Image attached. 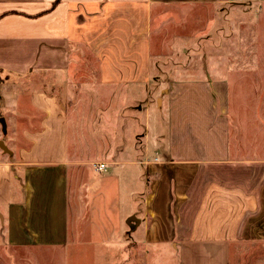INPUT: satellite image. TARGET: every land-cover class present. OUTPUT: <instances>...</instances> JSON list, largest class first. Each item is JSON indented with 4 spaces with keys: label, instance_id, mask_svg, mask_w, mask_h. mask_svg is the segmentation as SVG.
Returning <instances> with one entry per match:
<instances>
[{
    "label": "crops",
    "instance_id": "1",
    "mask_svg": "<svg viewBox=\"0 0 264 264\" xmlns=\"http://www.w3.org/2000/svg\"><path fill=\"white\" fill-rule=\"evenodd\" d=\"M173 10L198 19L209 12V38L224 28V63L213 56L208 78L162 85V128L130 138H145L143 149L120 146L103 162L89 156L99 152L90 126L97 124L91 110L105 104L100 94L145 99L151 111L153 28ZM238 43H264V0H0L3 74L48 76L61 92L6 83L0 92L16 139L0 151L6 248L48 252L53 264H115L121 237L131 236L132 252L155 247L171 264H231L241 243L264 245V46L234 52ZM92 63L96 83L82 93L97 100L65 104L62 78L86 75ZM100 163L112 172H97ZM124 205L130 235L119 236ZM141 228L143 239L132 238Z\"/></svg>",
    "mask_w": 264,
    "mask_h": 264
},
{
    "label": "rangeland",
    "instance_id": "2",
    "mask_svg": "<svg viewBox=\"0 0 264 264\" xmlns=\"http://www.w3.org/2000/svg\"><path fill=\"white\" fill-rule=\"evenodd\" d=\"M205 13L204 19H198L197 13H181L173 10L172 13H169L170 17L168 19L158 21L159 26H161V24L162 26L159 28L154 27L152 35V59L154 63L151 89L155 91L150 94L151 111L147 114L144 110L146 104L145 99H143L144 101H138L128 95L125 96L124 100L123 96L126 95L124 93L112 94L106 92L100 94L103 96L102 101H104L105 104H100L98 108L95 106V109L93 108V110H91L92 116L97 124L95 123L90 126V130H92L98 139L94 142L99 152L97 153L94 151V153H91L89 156L98 155L99 161L103 162L111 159L113 157L112 154H114L115 151L117 152V150L120 149V146L125 147V145L128 144L127 146L129 147L132 146V144L135 146L134 144L139 143L140 145H138V147L142 146L143 149L146 144L145 138H139V140H135L134 143L133 141H130V138L133 134L134 136L136 134H145L146 131L150 132L153 136L156 131H159L160 127L162 128L160 110L165 108L164 102L167 99L165 92L161 91L163 88L162 85L170 80L208 78L209 65L213 56L221 58L220 60H222V64L224 63L223 56L226 53L224 28L219 30L216 39H210V29L208 28L209 12ZM261 46H264V43ZM261 46L259 44L257 48ZM257 48L256 45H240L239 43L233 45L234 52L257 51ZM91 69L87 70L86 75H79L80 77H73L72 79L62 78L61 81L68 85V92L66 93L67 97L65 96L64 99L65 104H78L82 101L90 103L97 100L96 93H82L83 85L86 86L94 84V82L96 83L93 63ZM3 73L4 72L1 70L0 79H2V81L0 82V92L5 85L4 83H6L11 87L14 85H20L21 88L29 90L43 85L47 87L48 91H54L59 96L61 95V92L57 87L48 84L49 81L54 82V80L48 76L42 77L41 80H39V76L18 80V78H9V76H5ZM40 81L47 84L40 83ZM260 81H264V77L260 78ZM260 97L264 98V94H260ZM121 100H124L125 104L122 105L121 102V108L116 107L115 110H113L112 102H120ZM22 101H24V99H22ZM141 105L144 106L143 110L139 108ZM7 107V101H0V140L11 145L16 143V139L14 140L13 136L10 135L11 129L9 131L7 128L6 130H3V125L1 124V119L5 120L6 116L9 121L12 119V116L9 115L11 113L8 112ZM131 115L136 118L131 119ZM119 116H121L120 120L116 118ZM260 116L264 117V107H260ZM103 117L104 119H102ZM103 120L108 123L103 125ZM114 121L123 122L124 124L126 122L124 132L122 129L124 124L122 123L121 126L114 125ZM263 127L264 126H262V128ZM120 132H122L123 135L125 134L127 140H118ZM72 135L74 137L73 132ZM75 147L76 142L72 139L71 150L74 151ZM0 151L3 152L2 148H0ZM106 168L111 169L112 172V168L114 167L106 166ZM94 169L97 172H100L97 169V164L94 165ZM136 185L138 189L142 187V183L138 176ZM89 190L90 189H88V191ZM90 194L91 191L88 195ZM125 195L127 197V194ZM123 199L125 203L127 201L125 196ZM138 201L139 199H137V202ZM128 204H130V200H128ZM120 208L119 213L122 215V220L121 223L119 222V236L122 235V233L126 234L127 232L130 235L129 227L125 224V221H123V209H130L131 207L124 205L120 206ZM5 233V226L3 223H0V264H53V262H50L48 259V252H14L12 249H7L6 247L8 245ZM140 233V236L143 239V228L132 234V238L137 237ZM121 239L123 243V245H120L122 250L120 256L122 260H118L119 262L117 261L115 264H171V262L160 259L155 247H145L143 245L139 247L138 253H134L132 250L135 248L131 243V236L130 238L128 236L121 237ZM128 246H130V248H124ZM58 264H60L59 260ZM231 264H264V245L241 243L238 247L233 248L232 250Z\"/></svg>",
    "mask_w": 264,
    "mask_h": 264
},
{
    "label": "water",
    "instance_id": "3",
    "mask_svg": "<svg viewBox=\"0 0 264 264\" xmlns=\"http://www.w3.org/2000/svg\"><path fill=\"white\" fill-rule=\"evenodd\" d=\"M1 124L3 125V130H6V122L4 119H1ZM0 148H2L4 152H10L9 149L5 146L4 142H0ZM132 219L136 220L135 218H132ZM136 221L139 222V220H136Z\"/></svg>",
    "mask_w": 264,
    "mask_h": 264
},
{
    "label": "built area",
    "instance_id": "4",
    "mask_svg": "<svg viewBox=\"0 0 264 264\" xmlns=\"http://www.w3.org/2000/svg\"><path fill=\"white\" fill-rule=\"evenodd\" d=\"M97 169L99 171H106V165L105 164H97Z\"/></svg>",
    "mask_w": 264,
    "mask_h": 264
},
{
    "label": "trees",
    "instance_id": "5",
    "mask_svg": "<svg viewBox=\"0 0 264 264\" xmlns=\"http://www.w3.org/2000/svg\"><path fill=\"white\" fill-rule=\"evenodd\" d=\"M0 73H1V69H0ZM2 81V79H0V82Z\"/></svg>",
    "mask_w": 264,
    "mask_h": 264
}]
</instances>
